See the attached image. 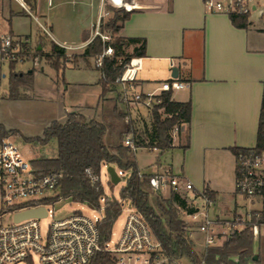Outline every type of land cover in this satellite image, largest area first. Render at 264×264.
Returning <instances> with one entry per match:
<instances>
[{"label": "crops", "instance_id": "crops-1", "mask_svg": "<svg viewBox=\"0 0 264 264\" xmlns=\"http://www.w3.org/2000/svg\"><path fill=\"white\" fill-rule=\"evenodd\" d=\"M111 2L113 5L127 3L130 8L138 6L133 0ZM145 5L146 8L129 10L132 13L123 23L120 34L128 43L133 39L134 42L130 43L133 47H143L141 69L143 60L153 61L156 67L152 72L165 78L137 79V72L130 91L152 94L153 97L160 94L163 92L160 83L169 79L175 68L177 77L187 86L181 91L171 92V99L179 102L190 100L191 114L188 124L181 122L175 128L177 135L176 138L171 136L172 147L162 154L158 162L159 152H156L150 173H146L136 161L139 173L151 174L157 169L170 167L174 173L189 180L195 189L211 193V216L224 220L235 215L243 216L250 204L234 193L235 153L232 148H252L256 143L264 87V19L253 16L247 27L239 28L225 14L205 12L202 0H152ZM86 7L90 15L98 17L99 11L95 13L93 3L86 2ZM85 30L76 45L91 40ZM52 38L53 42L62 44L53 34ZM87 58L94 59L93 56ZM158 61H163L165 66L159 69ZM83 66L89 65H66L63 70ZM93 66L97 68L95 62ZM40 70L43 71L42 68ZM100 90L99 86L93 105L71 106L68 112L64 109V115L80 112L87 118L98 119L101 106L113 104L115 97L120 100L121 85L116 83L115 89L99 100ZM34 98L39 96L20 99ZM153 102H156L154 98ZM120 105L140 132L138 140L143 144L138 145L147 147L148 142L142 139L141 130L151 129L150 110L142 103L130 107ZM161 110V115L165 116ZM140 114L145 116L144 121ZM107 138L109 140L110 136ZM184 195L191 204H201L200 199L191 198L190 193ZM188 233L191 236V232ZM197 234H200L198 230Z\"/></svg>", "mask_w": 264, "mask_h": 264}, {"label": "built area", "instance_id": "built-area-1", "mask_svg": "<svg viewBox=\"0 0 264 264\" xmlns=\"http://www.w3.org/2000/svg\"><path fill=\"white\" fill-rule=\"evenodd\" d=\"M98 1L99 7L112 5L131 10L146 8L145 4L152 0H133L138 4L133 8L127 5H113L111 0ZM16 2L37 21L42 32L52 37L48 25L39 21V17L28 9L23 0ZM47 3L50 4V0H47ZM202 4L207 13L225 14L229 17L243 15L246 16L247 23L253 16L264 19V0H202ZM100 16L98 13V18ZM96 34L103 42L105 41V35ZM28 43V39L21 35L0 33L1 66L27 60L30 57ZM129 46L132 53H135V47L132 44ZM111 52L112 49L108 46L95 58V66L100 70V79L103 78L102 58ZM140 60L141 56L132 57L125 64L116 83L121 85L120 100L127 107L142 103L150 110L153 103L152 94H144L146 97L142 99L143 94L130 91L136 74L141 69ZM32 63L37 64V58L32 59ZM186 86L187 83L178 77H170L160 83L162 91L170 92ZM122 142L133 153L139 146L132 133L126 134ZM147 148L159 152L154 144H148ZM234 156V193L250 204L243 216L235 215L225 220L211 216L209 209L212 199L206 190L195 189L189 180L181 174L174 173L170 167L157 169L149 177L150 190L157 195L164 196L175 192L182 196V193H190L191 198L200 199L201 204L198 206L188 201L194 210L186 212L190 221L198 223L197 230L203 236L204 252L200 264L203 263L207 248L216 245L219 237L225 238L233 230L249 228L254 243L264 238V151L256 153L252 148H247L245 151H237ZM34 159L22 155L14 136H6L0 140V264H33L34 257L39 264H90L91 257L96 251L105 252L110 257L109 261L100 264H181V259L171 258L161 251L160 244L149 225L128 199H120L128 201L127 207L124 208V219L117 233L112 227L109 240L104 246L99 245L97 228V223L103 216V197L100 198L98 209L90 207L99 212V218H92L79 211L63 217H54V210L48 207L53 208L55 204L66 200L63 198L51 200L58 194L62 173L56 171L41 173L33 166ZM86 171L90 172V169L86 168ZM116 171L119 176L122 173L127 176L126 172L117 168ZM97 181L101 183L100 176H90L92 184ZM41 207L46 211L44 215L16 219L18 213ZM47 216H51V220L46 232L43 233L39 221Z\"/></svg>", "mask_w": 264, "mask_h": 264}, {"label": "trees", "instance_id": "trees-1", "mask_svg": "<svg viewBox=\"0 0 264 264\" xmlns=\"http://www.w3.org/2000/svg\"><path fill=\"white\" fill-rule=\"evenodd\" d=\"M118 5L128 6L127 3ZM131 13L132 11L129 10L115 13L105 27L111 28L114 33L118 32ZM230 19L236 27H247L246 16L232 15ZM122 40L117 38L112 43L103 42L99 35H95L86 44L81 54V57L86 59L88 56H97L108 46L113 50L111 56L102 58L103 78L99 81L101 89L99 100L115 89L117 79L123 72L125 64L135 55L143 56L144 54L143 47L140 46L134 48L135 53L123 56L118 46L122 44ZM132 42H134L133 39L129 44ZM40 50L41 47L36 49L38 53L42 54ZM43 56L51 67L59 70V60L64 59L65 48L51 41L48 53ZM8 68L7 98H24L25 91L33 87L34 68L25 72L17 71L15 62H11ZM2 76L0 63V81ZM145 97L144 94L141 95L142 99ZM153 98L156 102L152 103L150 109L151 129L148 144L157 146L160 156L172 147L170 134L172 129L181 122L189 123L191 102L190 100L185 102L172 100L170 91H163ZM121 103L118 97H115L112 105L102 107L99 119L87 118L80 112L67 113L64 122L52 121L43 129L41 135L23 137L24 141L40 145L55 140L56 154L53 157L36 158L32 164L41 173L52 171L62 173L58 194L51 199L52 201L58 198L69 199L98 209L100 198L103 197V216L97 223L100 246H104L108 242L113 223L121 212L120 199H128L149 225L165 255L175 259L185 258L191 264H200L202 257H198L193 250L192 242L186 235L185 221L177 214V208L184 209L187 213L192 212L194 208L189 206L185 197L178 193L171 192L169 197L163 198L150 190V174H139L135 154L129 147L123 145V138L129 133L133 134L137 144L143 143L138 140L139 130L135 127L134 121L128 118V113L121 107ZM161 109L165 116L161 115ZM141 133H147V130H143ZM10 135L19 136L20 133L17 130L6 128L0 122V140ZM108 136H110L109 140ZM252 149L256 153L264 151V87L256 143ZM240 150L245 151L247 148H232L234 153ZM159 156H157L156 162L159 161ZM102 162L113 164L118 170L128 173L125 184L118 191V198L113 195H105L100 181L95 184L90 182L91 175L100 176ZM86 168H89L90 172H87ZM108 183L110 184V181ZM206 192L212 198L211 193ZM255 254L257 257L253 258ZM109 260L110 257L107 253L96 251L91 257L90 264H100ZM202 264H264V257L259 251H255L251 230L244 228L240 231L233 230L221 244L208 247Z\"/></svg>", "mask_w": 264, "mask_h": 264}, {"label": "rangeland", "instance_id": "rangeland-1", "mask_svg": "<svg viewBox=\"0 0 264 264\" xmlns=\"http://www.w3.org/2000/svg\"><path fill=\"white\" fill-rule=\"evenodd\" d=\"M28 9L39 17V21L46 23L49 31L53 36L58 39L65 47L66 53L64 59L59 60V70L50 66L48 60L45 59L43 54L48 53L50 43L53 38L40 29L37 21L24 11L16 0H0V33L10 32L14 35H21L28 39L29 58L19 63H15V70L27 71L34 68L33 73V87L24 93V97H35L34 99H9L7 98L8 90V72L7 64L2 65V74L0 81V121L6 126H12L17 130L20 135H11L16 138V143L19 146L22 155L26 158L34 157H53L56 154L55 140H50L44 145L24 141L23 137H34L41 135L43 129L48 126L52 121L64 122V109L70 111L71 106L74 105H93L97 99L99 92L98 79H100V70L93 66L96 56L93 58H83L81 54L86 44L75 43L80 42L82 39L83 30L88 32L91 39L101 33L106 36L105 41L112 43L117 38H121L122 44H119L120 51L123 56L131 54L132 50L125 37L121 36L120 30L116 33L111 28H106V23L122 10V7H115L112 5H105L99 7L98 0H23ZM87 3H93L95 6V13L99 11L100 18L93 17L89 14L86 7ZM128 11V10H127ZM97 16V14H96ZM94 21V22H93ZM93 22V23H92ZM92 23V25H90ZM92 35V36H91ZM40 46V53L36 51ZM112 49V48H111ZM103 51V50H102ZM111 54L105 56H111ZM99 55V54H98ZM37 58V64L32 63V59ZM121 57L119 58V60ZM56 60V59H55ZM155 62L143 60L142 69L138 71L137 79H164V75L154 74L152 68L156 67ZM158 67H164L163 61H158ZM79 64H86L89 66L64 68L66 65L77 66ZM43 69L41 71L40 69ZM181 91V90H178ZM176 91V92H178ZM175 92V91H174ZM120 97V94H119ZM121 101V100H120ZM122 102V101H121ZM122 104H124L122 102ZM105 104L104 106H109ZM99 112L101 115L102 107ZM131 106V105H129ZM162 111V110H161ZM67 114V113H66ZM100 115L98 119L100 118ZM141 119L144 121L143 115L140 114ZM151 127V126H150ZM142 129V128H140ZM143 131V130H141ZM186 130L183 132L185 133ZM173 135V136H172ZM177 132L171 131V136L176 138ZM142 139L149 141V130L147 133H142ZM165 153V152H164ZM136 161L140 167H144L146 173H150L151 164L155 161V151H151L145 146H138L136 152ZM159 156V159H161ZM166 157V155H163ZM108 165L102 162L100 165V178L103 186L104 194L113 195L118 198V191L122 185L125 184L126 175H120V181L116 184H109V176L107 174ZM170 194L161 196L163 198L169 197ZM182 193V197H184ZM186 199V198H185ZM187 204L188 200L186 199ZM120 205L122 211L113 223V230L117 233L120 230V223L123 221L125 213L124 208L127 207L128 201L121 200ZM48 209L54 210V217H63L74 211H79L92 218H99L100 214L83 203H77L70 200H63ZM179 218L183 219L186 224V235L192 242V247L198 257L203 256V236L197 234V222L188 221L186 210L177 208ZM7 220V219H6ZM51 216L40 219V227L43 233L46 232ZM188 232H191V236ZM224 239L219 237L216 245L221 244ZM255 251L260 252L264 257V238L260 242L255 243ZM33 264H39L36 257L33 259ZM181 264H191L187 259L182 258Z\"/></svg>", "mask_w": 264, "mask_h": 264}, {"label": "water", "instance_id": "water-1", "mask_svg": "<svg viewBox=\"0 0 264 264\" xmlns=\"http://www.w3.org/2000/svg\"><path fill=\"white\" fill-rule=\"evenodd\" d=\"M37 49H40V46L37 47ZM4 76V75H3ZM171 77H177V70L174 68L173 72L171 74ZM107 174L109 176V181L111 184H116L120 181V176L118 175L116 168L109 164L107 167ZM45 209L44 208H36V209H29L26 211H23L21 213H18L16 215V219L19 220L24 217H30V216H40L45 214ZM257 255L255 254L253 258H256Z\"/></svg>", "mask_w": 264, "mask_h": 264}]
</instances>
